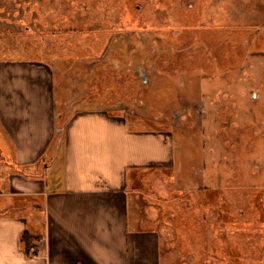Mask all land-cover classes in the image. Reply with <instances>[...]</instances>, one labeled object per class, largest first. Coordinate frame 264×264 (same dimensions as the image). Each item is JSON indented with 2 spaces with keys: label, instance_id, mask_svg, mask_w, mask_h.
I'll return each mask as SVG.
<instances>
[{
  "label": "rangeland",
  "instance_id": "rangeland-1",
  "mask_svg": "<svg viewBox=\"0 0 264 264\" xmlns=\"http://www.w3.org/2000/svg\"><path fill=\"white\" fill-rule=\"evenodd\" d=\"M1 59L52 74L62 119L105 107L175 139L174 164L133 170L164 258L264 264V0H0Z\"/></svg>",
  "mask_w": 264,
  "mask_h": 264
},
{
  "label": "crops",
  "instance_id": "crops-1",
  "mask_svg": "<svg viewBox=\"0 0 264 264\" xmlns=\"http://www.w3.org/2000/svg\"><path fill=\"white\" fill-rule=\"evenodd\" d=\"M60 101L44 68L0 60V264H196L162 256L160 233L137 215L151 184L132 187L133 170L175 163V139L105 107L65 120Z\"/></svg>",
  "mask_w": 264,
  "mask_h": 264
},
{
  "label": "trees",
  "instance_id": "trees-1",
  "mask_svg": "<svg viewBox=\"0 0 264 264\" xmlns=\"http://www.w3.org/2000/svg\"><path fill=\"white\" fill-rule=\"evenodd\" d=\"M38 240V238H36L32 233H30L29 231H26L22 237V243L24 244L26 250L28 252H31L32 249V243L34 242V240Z\"/></svg>",
  "mask_w": 264,
  "mask_h": 264
}]
</instances>
